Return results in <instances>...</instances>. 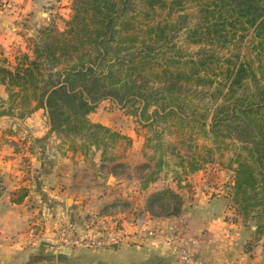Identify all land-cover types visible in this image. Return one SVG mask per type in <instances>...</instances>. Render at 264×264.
I'll return each instance as SVG.
<instances>
[{
	"label": "trees",
	"instance_id": "obj_1",
	"mask_svg": "<svg viewBox=\"0 0 264 264\" xmlns=\"http://www.w3.org/2000/svg\"><path fill=\"white\" fill-rule=\"evenodd\" d=\"M196 7L198 21L190 27L183 11ZM70 9L63 30L41 28L28 54H18L12 66L0 62V86L19 107L17 116H0L24 119L42 109L50 135L74 151L101 150L103 161L116 159L105 155L118 141L130 140L89 121L102 102L130 105L127 115L149 126L170 116L196 123L212 145L198 168L232 147L227 165L218 163L234 173L229 197L243 223L254 221L253 241L245 247L250 253L264 237V81L255 74L261 67L253 66H264V0H71ZM184 32L210 36L213 50L188 54L178 44ZM194 94L214 101L204 114H196ZM155 168L143 188L161 162ZM27 195L17 191L11 203ZM182 208L170 189L146 205L153 218L178 217Z\"/></svg>",
	"mask_w": 264,
	"mask_h": 264
},
{
	"label": "crops",
	"instance_id": "obj_2",
	"mask_svg": "<svg viewBox=\"0 0 264 264\" xmlns=\"http://www.w3.org/2000/svg\"><path fill=\"white\" fill-rule=\"evenodd\" d=\"M1 5L0 54L3 50L4 54L24 53L26 39L49 25L63 30L71 16V0H0ZM113 106L102 102L88 119L129 138L127 155L132 154L134 160L125 161L130 167L135 161L134 169L143 140L129 131L128 121L117 112L102 113V107ZM35 140L46 142L36 145ZM209 164L215 166L208 168ZM90 168H94L90 162L70 154L49 134L44 110L24 119L0 116V264H187L184 254L202 264H264V237L250 253L245 252L255 227L235 216L229 205L231 174L218 162L204 164L181 186L170 179L169 189L181 197L183 208L178 217L168 219L151 217L146 204L137 198L152 188V195L156 194V188L168 182L165 178L155 175L143 188L144 181L135 176L127 182L114 177L111 187L119 194L113 199L125 198L133 204L128 209L116 205L105 213L104 204L110 198L100 197L99 178L90 175ZM216 172L220 174L212 176ZM21 190L28 192L25 200L11 203L13 193ZM77 198H90L87 207L80 208ZM90 223L96 228L119 229L126 241L117 249L56 246L62 228L72 226L89 233ZM148 232L157 236L146 237Z\"/></svg>",
	"mask_w": 264,
	"mask_h": 264
},
{
	"label": "rangeland",
	"instance_id": "obj_3",
	"mask_svg": "<svg viewBox=\"0 0 264 264\" xmlns=\"http://www.w3.org/2000/svg\"><path fill=\"white\" fill-rule=\"evenodd\" d=\"M4 9L2 5L0 6V10ZM198 8H184L183 14L188 15L186 21L188 26H194L198 21ZM58 29V28H57ZM40 30V29H39ZM33 37H30L25 40L26 44V51L25 54H28L30 52V45L31 42L35 40L37 37V33ZM188 33L184 32L182 35H180V40L178 41L180 45L185 48L188 54H195L200 50V48L203 49V51H209L213 50L212 48V39L210 36H203V35H197L196 37H189L187 36ZM192 40L196 44L192 43ZM231 49V47H230ZM4 52V50H3ZM1 53L0 54V62L2 60H5L10 64V66L13 65L15 58L20 54L21 52L19 50L15 51H8L7 53ZM22 53V54H24ZM217 53V52H215ZM248 58L252 59L254 58L253 54L249 55ZM4 66V65H0ZM254 68H258L259 70L255 71V74L257 78L260 81H264V66H259L258 63L255 61L253 62ZM208 74H211L210 72ZM213 78V77H212ZM201 84V83H200ZM3 87V86H0ZM214 85L212 86V88ZM202 88V87H199ZM3 93L0 91V113H11L14 116H17L19 113V107L17 106V100L15 102H11L9 99V95L3 87ZM197 96V97H195ZM192 99L194 100L191 104L195 109H192L191 111L195 110L196 114H204L206 112V109L211 108L214 101H211L209 98V95L205 96L204 94H194L192 95ZM113 107H102L101 111L103 114H111L117 112L120 119H125L128 121L127 128L129 131H133L135 134L141 137L143 140L142 145H139L140 150V156L138 157V160L136 161V166L131 168L135 165V161L131 164V167L127 164L129 162H126L125 160H134L132 154L127 155L129 147L131 146V141L127 143L125 140L118 141L117 145L114 149L110 150L108 154H106V158H112L116 157L113 161H103L101 150L99 151H89L87 153L81 152L80 149L77 150H71L69 149V143L61 141L62 145L67 147L68 152L70 154H79L81 157L84 158V162H90V165L92 164L94 168L89 169L90 175L94 177H98V187L100 188L99 193L100 197H109L110 200L107 201V203L104 204L105 213H108L110 211H113L115 208L114 206L119 205L123 209H128L133 204L131 200L125 199V198H115L119 193L116 191L113 193V188L111 185L114 182L115 179H123L129 181V178L131 176H135L136 178H140L142 181H145L152 172L155 171V164L157 162H161V168L160 172L157 174V178H160L162 180L165 178V182H163L159 187L156 188L160 192L165 189H169V186L171 185L170 179L173 180V183H177L178 186H181L182 181L187 180V177L189 174L196 173L197 171L201 170L203 168H198L196 166L198 160L200 158L205 159L207 158L206 153L209 150V148H212V145L210 141H206L202 135L200 130L198 129V125L196 123H188V122H180L177 118H173L172 116L168 117L164 121H158L155 122L153 125L149 126L150 122H147L145 120H140L139 117H131L128 116L126 112L129 110L130 105L125 106L124 109H120V106L113 103ZM98 108V107H97ZM96 108V109H97ZM191 108V106H189ZM152 111V109H149V114ZM191 113V112H189ZM124 127V126H123ZM133 129V130H132ZM111 131L118 133L119 135L127 138L123 134H121L120 131L116 129H111ZM129 140V138H127ZM64 142V143H63ZM79 143H76V146ZM227 144L229 145L230 143ZM231 150L232 147L229 145V150L222 151V156L219 155H213L214 159H218V162L227 165L228 158L231 157ZM131 162V161H130ZM164 167H163V165ZM204 165V164H203ZM208 168L215 165H207ZM218 170H220V167L217 166ZM198 168V169H197ZM229 174H231V183L233 184V177L234 173L230 170H225ZM215 172V171H214ZM217 174H220L218 172L212 174V176H217ZM111 178V179H110ZM110 179V180H109ZM107 180H109L107 182ZM110 188H109V187ZM131 186V185H128ZM233 185L229 188V195L231 194V188ZM133 187V186H132ZM155 190L150 189L149 191L146 190L144 194H139L137 197L138 200L145 205H147L148 200L151 198V195ZM135 191L132 190L129 194H133ZM177 194V193H176ZM181 198V197H180ZM90 201V198H77L76 202L78 203V206L82 209L87 207V202ZM229 205L231 208L234 209L235 216H238L242 222H243V215L242 212H237L234 208L232 202L229 200ZM252 212L250 213V215ZM95 224V223H90ZM249 226H254V221L249 220L247 222ZM69 225V224H68ZM77 230V229H76Z\"/></svg>",
	"mask_w": 264,
	"mask_h": 264
},
{
	"label": "built area",
	"instance_id": "obj_4",
	"mask_svg": "<svg viewBox=\"0 0 264 264\" xmlns=\"http://www.w3.org/2000/svg\"><path fill=\"white\" fill-rule=\"evenodd\" d=\"M90 225L89 233H80L72 226L62 228L54 241L60 248H85V249H117L126 238L120 235L119 229L96 228L94 224ZM157 234L148 232L146 237H155ZM168 241H172L168 238ZM187 264H202L193 256L183 255Z\"/></svg>",
	"mask_w": 264,
	"mask_h": 264
}]
</instances>
